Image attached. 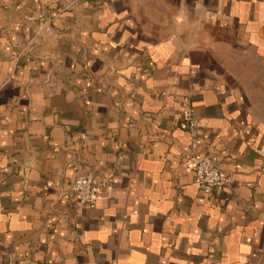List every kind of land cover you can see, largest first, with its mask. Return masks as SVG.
<instances>
[{
	"label": "crops",
	"instance_id": "crops-1",
	"mask_svg": "<svg viewBox=\"0 0 264 264\" xmlns=\"http://www.w3.org/2000/svg\"><path fill=\"white\" fill-rule=\"evenodd\" d=\"M263 100L264 0H0V264H264Z\"/></svg>",
	"mask_w": 264,
	"mask_h": 264
},
{
	"label": "built area",
	"instance_id": "built-area-1",
	"mask_svg": "<svg viewBox=\"0 0 264 264\" xmlns=\"http://www.w3.org/2000/svg\"><path fill=\"white\" fill-rule=\"evenodd\" d=\"M39 22L43 31L47 35H50L52 31L49 27V23L43 19H40ZM181 126L189 136L191 147V155L187 160V166L193 172L195 182L200 187L201 191L204 194H208L213 188L221 185L224 182V178L220 171L202 152L198 135V122L192 110L188 109L185 111ZM109 182V177H104L101 180L79 177L72 182L70 193L79 204L92 207L100 201L102 190ZM6 264L25 263L22 261H8Z\"/></svg>",
	"mask_w": 264,
	"mask_h": 264
},
{
	"label": "rangeland",
	"instance_id": "rangeland-1",
	"mask_svg": "<svg viewBox=\"0 0 264 264\" xmlns=\"http://www.w3.org/2000/svg\"><path fill=\"white\" fill-rule=\"evenodd\" d=\"M256 93H257V92H256ZM256 99H257V97L255 98V100H256ZM260 101H262V100L260 99ZM263 101H264V100H263ZM256 109H257V108H256ZM258 110H259V113H258V114H259V117L261 118L262 116H264V108L261 107V110H262V111H260V108H259Z\"/></svg>",
	"mask_w": 264,
	"mask_h": 264
}]
</instances>
